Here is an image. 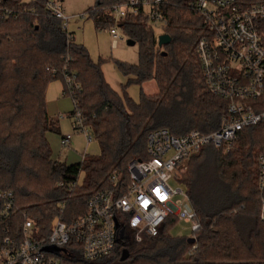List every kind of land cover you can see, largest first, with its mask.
Masks as SVG:
<instances>
[{"label":"trees","instance_id":"16d2710c","mask_svg":"<svg viewBox=\"0 0 264 264\" xmlns=\"http://www.w3.org/2000/svg\"><path fill=\"white\" fill-rule=\"evenodd\" d=\"M105 1L96 0L95 10L89 12L96 17L97 28L111 25L105 10L112 2ZM170 1L163 32L171 39L168 45L159 48L155 33L141 21L123 26L128 39L139 45V62L118 63L119 70L132 77L129 83L154 80L158 88L156 95L141 94L135 104L110 88L100 61L93 63L71 33L46 15L43 0H0V8L17 14L0 20V190L14 195L8 218L0 207V243L5 237L20 241L23 214L32 220L36 235L44 237L55 218L70 223L85 214L94 193L114 189L111 176L120 188L125 187L128 164L146 159L150 132L166 129L181 137L219 128L227 103L212 95L203 81L196 54L202 21L188 7V0ZM69 71L79 85L70 96L74 108L69 115L81 112L99 154L64 165L53 160L47 140L56 128L45 95L55 80L62 82L64 95V73ZM260 154H264V122L241 131L227 152L208 144L190 161L181 182L200 226L193 245L187 243L189 237L170 234L176 223L169 219L155 237L144 235L139 243L122 240L106 258L89 263L78 258L70 264L264 260V224L258 218ZM59 182L63 187H57ZM73 182L76 185L69 190L67 185ZM124 250L129 257L120 261Z\"/></svg>","mask_w":264,"mask_h":264},{"label":"built area","instance_id":"2783aa9c","mask_svg":"<svg viewBox=\"0 0 264 264\" xmlns=\"http://www.w3.org/2000/svg\"><path fill=\"white\" fill-rule=\"evenodd\" d=\"M43 1L46 15L57 20L68 33L69 17L61 3ZM107 2H112L105 10L111 25L102 29L111 36L112 48L122 39L118 28L126 23L141 21L154 33L159 30V35L164 34L170 0ZM188 7L202 21L196 54L205 87L227 103L219 128L208 134L191 131L181 137L172 136L166 129L150 132L146 137V159L128 164L125 187L120 188L115 176H111L114 189L94 193L85 214L70 223L55 218L50 233L44 237L36 235L32 220L23 214L20 241L5 237L0 243V264H70L78 258L94 262L108 257L119 241L131 239L139 243L144 235L157 236L169 219L176 224H188L192 234L189 238L195 239L193 234L200 226L187 193L181 188L172 189L168 183L172 178L181 180L204 145L227 150L241 131L264 122V0H188ZM10 15L17 16L11 9L0 8V20ZM64 80V95L72 96L79 87L75 73L65 72ZM69 117L72 131L81 132L86 143L91 142L93 137L81 112L76 110ZM70 139V135L61 136L60 146L66 147ZM256 162L258 218L264 224V154L258 155ZM75 185L70 183L67 188ZM57 187L63 184L59 182ZM13 206V193L0 190L1 214L8 218ZM63 207L61 204L60 208ZM46 246L58 249L59 253L43 251ZM220 264H264V260Z\"/></svg>","mask_w":264,"mask_h":264},{"label":"rangeland","instance_id":"374dc122","mask_svg":"<svg viewBox=\"0 0 264 264\" xmlns=\"http://www.w3.org/2000/svg\"><path fill=\"white\" fill-rule=\"evenodd\" d=\"M29 2L32 0H20ZM65 11V15L69 17L68 32L71 33L73 41L76 44L82 45L88 52L89 59L93 63L100 61V67L103 77L110 88L124 100L128 97L133 103L138 104L141 94L153 96L158 93V88L154 80L145 81L141 84L129 83L131 76H125L119 70L117 64L124 63L128 65H137L139 62V45L135 43L133 46L127 45L128 36L125 28H118L119 40L118 45L112 48V38L109 33L101 27L96 26L95 16H91L89 12L94 9L96 0H60ZM110 27V26H109ZM106 27V28H109ZM158 30V29H156ZM156 37L160 31H155ZM62 88V82L55 80L49 83L46 93L49 90V98L46 101L47 113L51 119L57 117L59 119L60 134L71 132L72 119L69 117V112L74 108L71 97L63 95L59 88ZM46 100V95H45ZM73 148L82 152L86 148L87 156H96L99 154L98 144L93 138L86 146V139L81 132H73ZM60 134H47V140L51 149L52 158L56 155L57 142ZM223 149V152H227ZM64 161V159H63ZM187 172V171H186ZM185 172V173H186ZM183 173L181 177L185 174ZM168 185L172 189L181 188L185 190L180 179L172 178ZM180 198V196H176ZM170 234L174 237H190L192 236L188 224L177 223L170 229ZM238 260H223L217 261L214 264H220ZM248 262V261H239Z\"/></svg>","mask_w":264,"mask_h":264},{"label":"crops","instance_id":"0c3cea01","mask_svg":"<svg viewBox=\"0 0 264 264\" xmlns=\"http://www.w3.org/2000/svg\"><path fill=\"white\" fill-rule=\"evenodd\" d=\"M58 1L60 2V0H58ZM61 5H62V3H61ZM62 8H63V6H62ZM63 11H64V8H63ZM64 13H65V11H64ZM59 89L62 91L61 87ZM49 90L50 89H48V91L46 93V101H48V99H51V98H49V94H50ZM47 104L48 103H46V107H47ZM48 106H49V104H48ZM51 120L53 122H55V128H56V132L53 133V134H56V135L58 134L59 135L60 134L59 119L57 117H55L54 119H51ZM63 135H70L71 136L70 142H69V144L66 147H61L60 146V138ZM73 136H74V133L71 132L70 130H69V132H67L65 134H60V136H59L60 138H58V142H57L56 155L53 158V160L55 162L60 163V164H64V165L76 164V163L80 162L81 159L86 155V148L82 152H79L78 150L73 148ZM89 143H86V146ZM98 150H99V148H98ZM63 159H64V161H63Z\"/></svg>","mask_w":264,"mask_h":264},{"label":"water","instance_id":"95a60500","mask_svg":"<svg viewBox=\"0 0 264 264\" xmlns=\"http://www.w3.org/2000/svg\"><path fill=\"white\" fill-rule=\"evenodd\" d=\"M170 40L171 39H170L169 35H167V34H161V35H159L157 37V46L159 48H162L163 46L168 45L170 43ZM134 44H135L134 41L129 40V39L127 40V45L133 46ZM161 55L164 56L165 53H162ZM116 227H118L117 224H116ZM120 232L122 234V230ZM187 243L193 245L195 243V239L194 238H188L187 239ZM42 250L43 251H47V252H53L55 254H58L59 253V250L56 249V248H54V247H52V246L43 247ZM128 257H129L128 251L124 250L122 252V254H121L120 261H125Z\"/></svg>","mask_w":264,"mask_h":264}]
</instances>
